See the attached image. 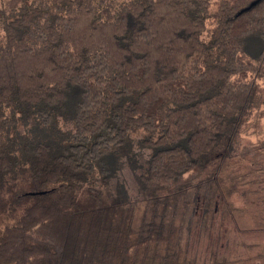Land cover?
I'll use <instances>...</instances> for the list:
<instances>
[{
  "label": "trees",
  "instance_id": "obj_1",
  "mask_svg": "<svg viewBox=\"0 0 264 264\" xmlns=\"http://www.w3.org/2000/svg\"><path fill=\"white\" fill-rule=\"evenodd\" d=\"M262 118L264 0L1 3L0 264H229L189 209L242 184L264 228V159L224 191Z\"/></svg>",
  "mask_w": 264,
  "mask_h": 264
},
{
  "label": "rangeland",
  "instance_id": "obj_2",
  "mask_svg": "<svg viewBox=\"0 0 264 264\" xmlns=\"http://www.w3.org/2000/svg\"><path fill=\"white\" fill-rule=\"evenodd\" d=\"M7 2L9 4L12 0H0V6L1 3L6 4ZM249 46L252 48V43ZM136 139L140 143L138 144L136 141V145H134L133 150H137V152L134 154L132 165H142L148 150L142 144L140 137ZM262 146H264V118L251 124L243 137L239 138L237 150L235 149L236 156L227 158L228 162L224 165V175L227 177H224V185H226L224 191L230 183H238L235 181L237 176L248 172L254 159L260 158L259 161L264 159ZM254 148H258L256 156L253 153ZM260 150L261 152H259ZM121 162V167L124 171L127 170L126 162L124 160ZM229 176L232 178L229 179ZM246 189L247 186L238 184L236 190L230 193L217 191L219 197L216 216L211 220L212 225L208 231H203L199 218L204 211L202 204L197 205L198 202H196V205H191L189 212L195 211V225L200 231L196 234L194 232L192 246L194 256L199 263L217 261L229 264H264V228L259 227L252 215L245 211L246 195L244 191ZM203 193H205L204 190L200 191L196 197L201 199Z\"/></svg>",
  "mask_w": 264,
  "mask_h": 264
},
{
  "label": "water",
  "instance_id": "obj_3",
  "mask_svg": "<svg viewBox=\"0 0 264 264\" xmlns=\"http://www.w3.org/2000/svg\"><path fill=\"white\" fill-rule=\"evenodd\" d=\"M256 2H257V1H254L253 3H251V5H250V6H248V7L244 8V9H243L241 12H243L244 10H247V9H249L251 6L255 5V4H256Z\"/></svg>",
  "mask_w": 264,
  "mask_h": 264
}]
</instances>
